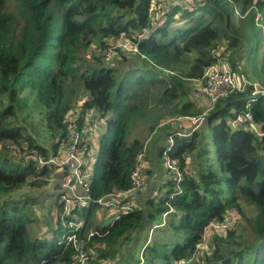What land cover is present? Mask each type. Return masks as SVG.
<instances>
[{
	"label": "trees",
	"instance_id": "obj_1",
	"mask_svg": "<svg viewBox=\"0 0 264 264\" xmlns=\"http://www.w3.org/2000/svg\"><path fill=\"white\" fill-rule=\"evenodd\" d=\"M151 1L0 0V264H79L81 252L92 264V259L264 264V136L230 125L246 112L254 85L264 90V34L256 22L264 0H200L191 9L173 0L159 18L150 10ZM120 38L129 42L130 53L115 46L112 58L130 65L125 73L105 59L109 44ZM134 58L139 64H133ZM220 61L246 79L245 90L209 102L202 121L182 130L170 119L194 116L188 112L191 105L181 103L187 84L201 81ZM164 71L167 80L158 78ZM150 88L163 106L158 111L149 103ZM28 99L43 118L49 148L36 140L21 115ZM178 99L173 109L164 108ZM77 101L82 104L70 113ZM249 113L264 134V94L251 103ZM71 115L79 128L98 129L97 149L91 152L92 199L129 191L134 171L145 191L153 183L157 187L154 198L144 197L107 227L91 221L97 204L77 212L84 220L77 247L57 244L64 231L58 205L49 228L52 240H32L26 230L33 212H46L33 204L36 192L61 176L56 166L38 160L64 156L60 146ZM145 131L154 140L147 153L139 139ZM146 158L153 166L149 172L143 168ZM149 173L152 181L144 179ZM29 192L34 194L28 197ZM51 192L52 198L58 194ZM241 203L250 206L249 216L242 215ZM238 214L239 221L223 226L227 217ZM162 223L168 224L167 240L145 247L141 260L135 261L130 251L123 256L120 245L132 233ZM91 230L98 234L88 238Z\"/></svg>",
	"mask_w": 264,
	"mask_h": 264
},
{
	"label": "built area",
	"instance_id": "obj_2",
	"mask_svg": "<svg viewBox=\"0 0 264 264\" xmlns=\"http://www.w3.org/2000/svg\"><path fill=\"white\" fill-rule=\"evenodd\" d=\"M155 1V2H154ZM178 4L183 7L186 0H177ZM171 4L168 0H152L150 10L158 12L161 16L164 9ZM118 43H110L109 49L106 52L105 59L115 55V46ZM129 44V42H128ZM119 47V46H118ZM130 49V45H129ZM204 95L208 101L213 105L218 99L224 97L231 91L243 92L248 82L239 74V71L230 70L225 63H216L211 65L204 72ZM264 94V90L254 85L253 92L249 95L246 101V112L237 115L230 125L233 128H243L252 132L256 137L261 138L264 136L263 132L251 121L249 109L252 102ZM67 129L65 131L64 139L61 143V154L64 156L61 159L49 158L47 161L38 160L40 164H50L56 166L57 173L61 176L54 179L55 204L61 207V215L59 217L60 223L63 228L61 237L57 240L58 245L73 244L78 246L77 237L83 228L84 220L79 217L77 212L87 209L90 204H97L104 208H113L116 212L114 220H117L121 215L127 214L133 210V203L128 200V196L132 195L139 188L143 187V182L139 179L138 172H133L131 175V188L127 192L111 193L99 199H92L89 195L90 183L92 179V164L93 154L92 149L87 152L88 144H92L93 131L91 128L88 130L84 127L79 128L77 124L69 119ZM171 141V140H170ZM92 148V147H91ZM173 170V167L168 165ZM156 227L158 225H155ZM97 231H90L87 237L97 235ZM94 256V255H92ZM89 255L81 252L79 254V264H88ZM178 264H184V261Z\"/></svg>",
	"mask_w": 264,
	"mask_h": 264
},
{
	"label": "rangeland",
	"instance_id": "obj_3",
	"mask_svg": "<svg viewBox=\"0 0 264 264\" xmlns=\"http://www.w3.org/2000/svg\"><path fill=\"white\" fill-rule=\"evenodd\" d=\"M168 1L170 2V1H173V0H168ZM193 2L196 4L195 6H198L200 4V3H198V2H200V0H186L184 5H187V7L191 9V8L195 7V6L191 7ZM234 12H235V14L237 16V14H238L237 10L235 11V9H234ZM156 15H160V14L158 12H156ZM159 17L160 16H155V18H159ZM262 18H264V10L262 12L260 10V12L257 13V18H256V22H258L259 26L261 27V33L264 34V21L262 20ZM235 22L236 21H234V23ZM117 43H118L117 45L120 47L121 51L127 52V54L130 53L129 44H128V41L126 39L120 38ZM108 60L110 61V65H112L114 67L116 66L117 69L123 71V73H125L124 72L125 69L130 66V65L128 66L127 64H124V63H121V62H119L117 64L116 60H118V59H115V58H112V57L109 58ZM134 63L139 64L138 61L135 58H134L133 64ZM218 63H224V62L220 61ZM120 66H122V68ZM121 71L119 73H122ZM168 77H169V75H168L167 71L162 72L158 76V78L162 79V80H167ZM204 84H205L204 79H202L201 81L190 82L189 84H187V87H188L187 95H185V98L181 99V101H182L181 103H185V104H190L191 105V107L188 108V112L190 114H193L194 116H180V117L178 116V117H175L174 119H170V120H175V121L179 122V124L182 125V127H181L182 130H184V131H187L192 126H195V125L199 124V122L202 121L203 117H205L206 112L208 111V109H210L209 101L206 98V96L204 95V91H203ZM149 92H150V94H149V98L148 99H149V103L150 104H154V106H152L153 110L154 111L160 110L161 108H159L158 106H161V105L158 104V99L155 100L154 98H152V94L151 93H153V89L150 88ZM25 93L26 92L23 91L21 93V95H20L21 98L24 99V100L27 99ZM32 99H33V97H32ZM32 99H28L27 100L28 103L26 105V109L24 108L22 110L21 115L23 117H25L24 119L26 120V124H28V127L31 130V133L36 138V140L40 144H42L43 146L49 148L51 143H52V140L48 139L47 134L44 131L43 118H42L41 115H39V113H38L39 109L37 108V106H33L32 105ZM33 101H34V99H33ZM178 102H179V99L178 100H174V101L171 102V104L169 106L164 107V108L173 109ZM34 103H35V101H34ZM81 104H82V101H77V103L75 105L76 107H74V109L70 113L77 112V110L79 109V106ZM30 106H32L33 108L31 110V114L27 115V113H28L27 112V110H28L27 108H29ZM161 107H163V106H161ZM71 117H72V115L67 117L68 120ZM93 121L95 123V126L98 125V123H99L98 121H95L94 119H93ZM97 139H98V129H94L93 130V136H92V152H94V150L96 152ZM139 139H141V140L144 139V141H145L144 142V146L146 148L145 149V153H147V148L149 147L150 142L154 141L152 139V135L145 131L144 134ZM93 144L96 146L95 149L93 147ZM159 144L156 143L155 146H157ZM163 145H167L166 142H164ZM142 158H144V157L142 156ZM150 163H151V161L146 158V160L144 161V166L146 165L145 168L147 169V172H149V169L150 170L153 169V166H150ZM56 172H57V169L55 170V173ZM153 175L154 174L152 173V174L148 175L147 178L149 180H151L150 177H153ZM151 186H152V190L151 191H146L147 194L144 195L143 197H140V199L138 201L131 200V202L134 205L137 206L138 204L139 205L142 204L144 202V200L148 196L154 198L155 197L154 194L157 191V190L155 191V189L157 187H156L155 183H153ZM46 188L47 189H45V190L36 192V194H35L36 195V202L33 203L36 208H39L38 212H41L42 209L44 208L45 211H46L45 214L43 216H41V215H38L37 213L34 214V212H33V215H31V213L29 211V214L31 215L32 221H31V223L27 224L26 230H28L29 237L32 240L35 239V238L45 239V240H48V241L53 239V235L49 231V228L52 227V225L55 224V220H56V204H55V201H54V196L55 195L53 196V198L52 197L49 198V197L45 196V192H46V190H48V192H49L48 195L51 196L50 193H53L51 191H53L55 189V187H53L52 185H48ZM19 192L22 193V194H25L24 188L20 189ZM31 192H33V191H31ZM136 192H137V190H136ZM141 192H143V191H141ZM29 194L30 195H28V197H31V194H34V193H30L29 192ZM144 197H145V199H144ZM241 208H242V215H244L245 217L249 216V214L251 212L250 206H247L245 203H241ZM32 211H33V209H32ZM115 215H116V212H115V210L113 208H111V207L104 208V207L99 206L93 211L92 217H91V221L94 224H96L98 227H100V228L107 227V226L111 225V223H113ZM239 216L240 215L238 214L235 218L227 217V219L224 222L223 226L228 227V228L231 227L234 221H239L240 220ZM164 217L167 218L168 215H166ZM159 226H160V228H158V226L156 227L155 224H151V225H148V226L144 227L141 230H138L135 233H132L131 236H130L129 241L126 244L120 245V250H123V256H125V252L130 251L133 254V256H134V260L135 261L136 260H141V254H142V252H143L145 247H147V249H151V247L153 246L154 241L162 242V241L167 240L168 239V236H167V234H168V224L167 223H165V224L162 223ZM214 229L215 230H219V227L218 226H214ZM91 231H93V230H91ZM210 232H211V229L206 231V237H207V235ZM203 247H205V245L199 246L200 249L203 248ZM90 260L91 259L88 260V264H92V263H90ZM102 261L103 262H99L96 259H92L93 264H115L114 261H104V260H102ZM132 263H133V261H132ZM186 263L192 264V261H189V262L184 261V264H186Z\"/></svg>",
	"mask_w": 264,
	"mask_h": 264
},
{
	"label": "crops",
	"instance_id": "obj_4",
	"mask_svg": "<svg viewBox=\"0 0 264 264\" xmlns=\"http://www.w3.org/2000/svg\"><path fill=\"white\" fill-rule=\"evenodd\" d=\"M151 155H152V152H151ZM151 159L153 160V158L151 157ZM151 159H148V160H150L151 161ZM146 166V165H145ZM144 166V162H143V168L145 167ZM151 166V165H150ZM143 176H145V179L147 178V176L146 175H143ZM58 183H55L54 185H53V187L55 186V185H57ZM142 188H144V187H142ZM151 189H152V186H151ZM141 191H145V188L142 190H140L139 189V191H137L135 194H133L134 195V200H136V201H138L139 199H140V197H143V195L141 194V193H143V192H141ZM146 192V191H145ZM49 198H51V196L49 197Z\"/></svg>",
	"mask_w": 264,
	"mask_h": 264
},
{
	"label": "water",
	"instance_id": "obj_5",
	"mask_svg": "<svg viewBox=\"0 0 264 264\" xmlns=\"http://www.w3.org/2000/svg\"><path fill=\"white\" fill-rule=\"evenodd\" d=\"M139 189H140V190H141V189L143 190L144 188L141 187V188H139ZM139 189H138L137 191H139Z\"/></svg>",
	"mask_w": 264,
	"mask_h": 264
}]
</instances>
